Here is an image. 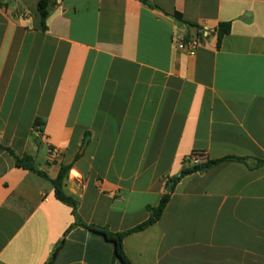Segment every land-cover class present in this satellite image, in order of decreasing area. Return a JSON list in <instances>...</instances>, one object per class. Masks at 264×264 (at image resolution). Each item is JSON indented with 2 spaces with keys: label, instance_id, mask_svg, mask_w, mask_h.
Segmentation results:
<instances>
[{
  "label": "crops",
  "instance_id": "crops-1",
  "mask_svg": "<svg viewBox=\"0 0 264 264\" xmlns=\"http://www.w3.org/2000/svg\"><path fill=\"white\" fill-rule=\"evenodd\" d=\"M51 1L43 28L39 0H0V145L50 179L70 166L78 216L112 233L147 222L192 153L224 159L184 177L125 253L264 264V0ZM72 211L0 153V264H46L64 238L53 264H121L105 237L71 229Z\"/></svg>",
  "mask_w": 264,
  "mask_h": 264
},
{
  "label": "trees",
  "instance_id": "trees-1",
  "mask_svg": "<svg viewBox=\"0 0 264 264\" xmlns=\"http://www.w3.org/2000/svg\"><path fill=\"white\" fill-rule=\"evenodd\" d=\"M144 2L150 6H153L146 0H144ZM52 5H54V3L51 0H39V2H38V11H39V15H40V19H41L43 28H45V22H46L49 14H50V8ZM229 32H230V24H222L218 30L219 39L221 40L225 35L229 34ZM39 125H41L40 122H37L36 126H39ZM3 151L8 152L11 156H13L16 159L17 167L27 169L30 171H34V172L38 173L41 177L50 181L54 187L56 199L58 201L62 202L63 204L71 207L73 210L72 213L75 217V223L73 224L71 229L74 227H77V226H83V227H86V228L90 229L91 231L105 237V239L107 241L111 242L114 245L115 256L119 259L121 264H132L130 259L126 255L125 250H124V239H125V237L130 233L141 231V230L145 229L146 227L154 224L155 222H157L161 218L167 204L170 201L171 194L173 193L176 185L184 177L191 175L193 173H197V172H205V171L209 170L210 168L214 167L215 165L224 161V159L223 160L207 159L206 162H203L201 164H198V165H195L192 167L185 166V168L181 171V173L177 177L169 179V181H168V185H169L168 192H167V194H165L162 197L159 206L156 208H151V207L148 208L149 212L151 213V216L147 222H145L144 224H141L140 226L134 228L133 230H129L127 232L112 233L107 228L99 227L96 225H87L78 216V213H77L78 203H77V201L74 198L67 196L64 192V183H65L66 178L68 177V174L70 171V166H61L57 178L56 179H50L46 173L39 171L38 169L35 168L33 158L27 156V157H24L21 159V158L17 157L11 149L6 148L3 145H0V153ZM240 160H242V159H240ZM185 162H186V160H185ZM64 244H65V238L56 247L52 257L49 259V261L46 264H53L55 262L58 254H59L60 250L63 248Z\"/></svg>",
  "mask_w": 264,
  "mask_h": 264
},
{
  "label": "built area",
  "instance_id": "built-area-1",
  "mask_svg": "<svg viewBox=\"0 0 264 264\" xmlns=\"http://www.w3.org/2000/svg\"><path fill=\"white\" fill-rule=\"evenodd\" d=\"M209 28L207 26H203L201 35L207 33ZM205 37V36H204ZM175 42L177 43V47L179 50L193 53L195 52L202 44V39L200 37L192 38V39H183V38H175ZM60 156V152L56 148H49L48 150V158L51 161L56 160ZM208 156L205 152H194L186 159V165L189 167L201 164L206 162Z\"/></svg>",
  "mask_w": 264,
  "mask_h": 264
},
{
  "label": "water",
  "instance_id": "water-1",
  "mask_svg": "<svg viewBox=\"0 0 264 264\" xmlns=\"http://www.w3.org/2000/svg\"><path fill=\"white\" fill-rule=\"evenodd\" d=\"M37 169V168H36Z\"/></svg>",
  "mask_w": 264,
  "mask_h": 264
}]
</instances>
